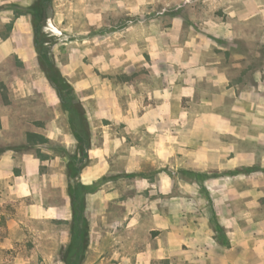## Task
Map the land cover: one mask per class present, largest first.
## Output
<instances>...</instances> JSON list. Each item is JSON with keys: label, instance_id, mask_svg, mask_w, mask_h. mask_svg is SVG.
I'll list each match as a JSON object with an SVG mask.
<instances>
[{"label": "crops", "instance_id": "0c3cea01", "mask_svg": "<svg viewBox=\"0 0 264 264\" xmlns=\"http://www.w3.org/2000/svg\"><path fill=\"white\" fill-rule=\"evenodd\" d=\"M33 1L0 0V264H66L75 189L81 264H264V3L223 4L230 23L191 33L165 73L127 67L105 97L78 86L82 160L37 64Z\"/></svg>", "mask_w": 264, "mask_h": 264}, {"label": "rangeland", "instance_id": "374dc122", "mask_svg": "<svg viewBox=\"0 0 264 264\" xmlns=\"http://www.w3.org/2000/svg\"><path fill=\"white\" fill-rule=\"evenodd\" d=\"M247 1L50 0L53 17L48 20V7H41L40 0H34L27 13L32 24L40 23L46 40L44 54L70 86L77 114L85 117L86 110L75 91L78 86L94 85L95 94L102 92L105 97L108 88H122L127 67L158 66L165 73L171 67L170 62L178 60L177 51L186 50L191 33L209 34L206 24L211 28L225 26L230 23L227 12H235ZM259 1L264 3V0ZM223 4L227 5L226 13ZM40 8L42 19L37 23L34 17ZM35 54L38 58L36 50ZM154 60L158 61L155 65ZM37 64L40 69L39 62ZM137 76L135 74L131 79ZM56 97L59 100L57 92ZM59 113L62 125L65 118L62 107ZM72 128L68 122L67 130L72 131ZM240 146L244 147L243 144ZM242 173L248 175L251 170L244 169ZM261 206L264 207V202ZM255 217L262 221L264 211L257 212ZM258 235L262 246L264 234L261 231ZM63 254L64 250L61 258Z\"/></svg>", "mask_w": 264, "mask_h": 264}, {"label": "trees", "instance_id": "16d2710c", "mask_svg": "<svg viewBox=\"0 0 264 264\" xmlns=\"http://www.w3.org/2000/svg\"><path fill=\"white\" fill-rule=\"evenodd\" d=\"M41 7L50 6V0H40ZM41 8L39 14L34 17L35 21L41 22ZM34 29V47L38 55V62L40 69L43 71L46 79L50 81L56 89L60 105L64 111L69 113V124L73 127L72 131L74 137L78 143V150L80 157L83 160L87 157L85 149L89 147V135L85 117H80L77 114L76 106L71 97L70 86L60 76L55 66L50 63L44 54L43 45L46 43L45 36L41 32V25L33 24ZM72 178H75L73 173L70 174ZM71 206L73 211L72 227H71V244L64 251L62 256L63 261L66 264H81L84 258L85 251L88 245V224L84 218L85 212V200L80 198L77 190L72 191Z\"/></svg>", "mask_w": 264, "mask_h": 264}, {"label": "water", "instance_id": "95a60500", "mask_svg": "<svg viewBox=\"0 0 264 264\" xmlns=\"http://www.w3.org/2000/svg\"><path fill=\"white\" fill-rule=\"evenodd\" d=\"M46 16H47V19H48V20L51 19V18L53 17L52 10H51L50 6H49L48 9H47V14H46ZM51 84H52V83H51ZM65 115H66V117L68 118V111H65ZM70 183H71V185L74 184V180H73L72 178H70Z\"/></svg>", "mask_w": 264, "mask_h": 264}]
</instances>
